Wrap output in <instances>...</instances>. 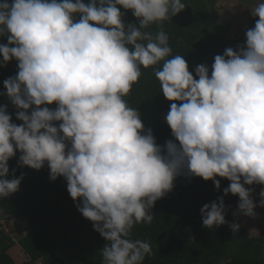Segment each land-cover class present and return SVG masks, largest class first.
Returning a JSON list of instances; mask_svg holds the SVG:
<instances>
[{"label": "clouds", "instance_id": "clouds-1", "mask_svg": "<svg viewBox=\"0 0 264 264\" xmlns=\"http://www.w3.org/2000/svg\"><path fill=\"white\" fill-rule=\"evenodd\" d=\"M186 6L182 0H0V37L7 38L0 66L18 62L5 94L23 122L13 123L7 105L0 106V199L19 191L24 179L15 169L7 178L17 151L20 167L40 170L47 162L50 180L65 178L78 211L109 242L102 264H143L151 255L149 242L131 239L132 229L151 224L155 202L181 175L211 180L217 189L216 177L226 178L224 195L239 197L237 215L256 216L254 189L245 185H264V0L251 9L259 19L246 31V46L216 55L211 75L206 64L197 65L198 79L183 55H172L163 30L149 31ZM121 7L138 26L124 21ZM142 68L153 69L173 102L165 120L175 139L163 146L125 99ZM53 103L55 109L45 106ZM259 197L264 207V188ZM200 213L207 229L227 223L223 197ZM229 227L235 234L241 225Z\"/></svg>", "mask_w": 264, "mask_h": 264}, {"label": "trees", "instance_id": "trees-1", "mask_svg": "<svg viewBox=\"0 0 264 264\" xmlns=\"http://www.w3.org/2000/svg\"><path fill=\"white\" fill-rule=\"evenodd\" d=\"M11 2V0H9ZM90 0H84L88 4ZM186 8L161 25H152L153 33L163 30L169 36L172 55H183L194 78L197 65L206 64L211 75V66L216 55H223L228 44L226 40L230 25L217 22L216 0H182ZM212 5L213 14L208 18ZM125 13L126 23L138 26L131 10ZM80 19L74 16V22ZM248 22V29L255 26L256 20ZM233 42H246V35ZM0 44H7L6 37H0ZM171 58V57H169ZM3 57L0 56V61ZM163 62H161L162 64ZM160 67V65H157ZM18 72V62L13 59L6 67L0 66V106L7 105L12 122L18 111L8 99L4 81ZM130 107L137 108L145 129H151L158 145L174 140L165 117L173 102L161 92L159 81L153 69H143L137 84L125 98ZM175 103L179 104V101ZM55 109L57 105H45ZM35 107V106H33ZM31 109L29 110V112ZM57 126L59 122H56ZM178 143V142H177ZM20 152L8 161L9 176L15 169L18 178L24 174L19 191L5 199H0V214L8 219H24L27 231L18 239L14 230L7 232L0 223V264H102L101 250L106 241L94 230L93 222L83 217L67 191V181L63 176L52 181L50 169L45 162L40 170L27 166L20 167ZM220 180V189L213 181L181 175L174 181V188L155 202L151 213L155 217L151 224H136L131 239L150 243L151 255H146L143 264H264V236H248L241 220L233 216L239 204V197L224 188L230 181ZM249 187V185H245ZM223 197L226 206L227 223L207 229L202 224L200 209L204 204ZM232 223L241 225L238 233L229 227ZM11 252L14 254L11 255ZM24 259L21 261V258Z\"/></svg>", "mask_w": 264, "mask_h": 264}, {"label": "rangeland", "instance_id": "rangeland-1", "mask_svg": "<svg viewBox=\"0 0 264 264\" xmlns=\"http://www.w3.org/2000/svg\"><path fill=\"white\" fill-rule=\"evenodd\" d=\"M216 12L218 22L228 23L230 25V38L226 48H232L238 51V47L241 45L246 46V42H233V38L239 35L242 31L246 30L248 22L255 20L257 17H253L251 9L254 8L261 0H216ZM249 188H253L252 199L258 206L254 209L256 212L255 218L244 216L242 213L237 215V208L233 211V216L241 220L243 227L246 230L248 236H264V207H259L260 197L259 193L264 185H249ZM9 223L5 220V217L0 214V223L7 232L14 230L13 236L18 235V239L24 232L27 231V222L24 219H8ZM11 255L14 253L11 252ZM24 259L21 258V261Z\"/></svg>", "mask_w": 264, "mask_h": 264}, {"label": "flooded vegetation", "instance_id": "flooded-vegetation-1", "mask_svg": "<svg viewBox=\"0 0 264 264\" xmlns=\"http://www.w3.org/2000/svg\"><path fill=\"white\" fill-rule=\"evenodd\" d=\"M209 6V8H210V10H211V13L213 14V10H212V5H208ZM209 13H210V11H209ZM212 18H214V17H212ZM215 20L217 21L218 20V18H215ZM218 22V21H217ZM224 23V22H223ZM225 25H226V23H225ZM248 30V27H246V30L245 31H242L241 33H246V31ZM246 35V34H245ZM244 35V36H245Z\"/></svg>", "mask_w": 264, "mask_h": 264}, {"label": "water", "instance_id": "water-1", "mask_svg": "<svg viewBox=\"0 0 264 264\" xmlns=\"http://www.w3.org/2000/svg\"><path fill=\"white\" fill-rule=\"evenodd\" d=\"M209 16H211V12H210V15H209ZM208 18H209V17H208ZM245 34H246V33H240L239 35L233 37V39H238V38L244 36ZM226 39H228V38H226Z\"/></svg>", "mask_w": 264, "mask_h": 264}]
</instances>
